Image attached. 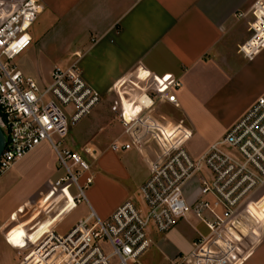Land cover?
<instances>
[{"label": "crops", "instance_id": "obj_1", "mask_svg": "<svg viewBox=\"0 0 264 264\" xmlns=\"http://www.w3.org/2000/svg\"><path fill=\"white\" fill-rule=\"evenodd\" d=\"M256 1L41 0L43 11L30 32L32 46L15 63L25 76L46 84L55 67L77 62L85 82L100 94L89 121L69 139V148L76 151L95 150L104 171L97 173L88 200L100 218H110L128 201L135 203L151 175L149 163L158 152L154 142L140 150H111L115 142L130 143L122 136V122L144 113L139 98L153 99L149 116L170 131L164 130L170 142L185 128L192 134L185 147L194 158L264 98V49L252 61L238 53L249 39L251 21L249 15H238L247 14ZM12 2L0 23L21 3ZM175 82L182 83L176 92L179 108L159 100ZM177 125L182 127L170 130ZM61 176L56 154L43 143L0 178V264H16L18 251H30L50 231L69 233L89 215L86 203L74 206L73 186H55ZM252 205L259 224L250 234L241 228L246 238L228 264H264V186ZM73 216L70 226L59 231ZM157 234L163 236L155 240ZM201 234L208 231L196 219L166 233L149 230L160 251L159 264L188 255ZM18 245L25 247L18 250ZM152 250L140 264H150Z\"/></svg>", "mask_w": 264, "mask_h": 264}, {"label": "built area", "instance_id": "obj_2", "mask_svg": "<svg viewBox=\"0 0 264 264\" xmlns=\"http://www.w3.org/2000/svg\"><path fill=\"white\" fill-rule=\"evenodd\" d=\"M12 3L0 0V15ZM42 11L41 0H23L0 23V128L7 140L0 157V178L47 143L63 173L55 186H73L74 206L86 203L90 213L69 233L50 231L30 251H18V264H140L152 245L150 227L166 233L191 219L198 220L208 234H201L192 252L170 264H228L246 238L241 228L259 224L252 215V198L264 186V98L199 158L185 147L192 134L185 128L170 142L164 130L170 131L149 116L153 99L139 98L144 113L122 122V136L129 137L130 143L115 142L111 150H140L154 142L158 152L149 163L151 175L140 188V204L128 201L102 219L86 194L94 183L89 159H95L96 151H76L65 144L71 126L100 105V94L85 82L77 62L55 67L46 84L25 76L15 63L32 46L30 32ZM247 15L251 17L249 39L238 53L252 61L264 49V0H257L238 17ZM181 87V82H175L159 100L179 108L176 92Z\"/></svg>", "mask_w": 264, "mask_h": 264}, {"label": "rangeland", "instance_id": "obj_3", "mask_svg": "<svg viewBox=\"0 0 264 264\" xmlns=\"http://www.w3.org/2000/svg\"><path fill=\"white\" fill-rule=\"evenodd\" d=\"M22 0H20V2H21ZM243 58V57H242ZM246 61H248V60H246ZM89 119H90V116H88V117H86V118H84V119H82L79 123H77L76 125H74V126H71V128H70V132H69V135H68V137H67V139H66V141H65V144H66V146L67 147H70L69 146V144H70V137H74L75 135H76V130L80 127V126H84L88 121H89ZM176 127V126H175ZM174 126H172L171 128H170V130L171 129H174L175 128ZM176 139H178V138H176ZM82 140L81 139H79V142H81ZM80 145V144H79ZM78 151H80V150H78ZM89 159V158H88ZM89 163H90V165H91V174L94 176V183H93V185L91 186V187H89L87 190H86V194H87V198H88V200L90 201V198H89V190L95 185V183H96V177H97V173H99L100 175L101 174H103L104 173V171H103V169L101 168V166H100V164H99V162L97 161V159H89ZM60 173L63 175V173L60 171ZM135 203L136 204H139L140 203V198H137V200L135 201ZM75 216H76V214H75ZM75 216H73L72 218H70V219H68L67 221H65L61 226H60V228H59V231H62V230H65V229H67L69 226H70V223L72 222V220L74 219V217ZM194 224V223H193ZM202 229V228H201ZM163 235H155L154 237H155V240H159L161 237H162ZM153 237V238H154ZM161 241V240H160ZM18 250H21V249H23L25 246H23V245H18V246H15ZM151 249H153L152 250V252L150 253L149 252V254H150V256H149V263L150 264H159L160 263V261H161V255H160V251L156 248V246L154 247V244H152L151 245V247H150V249L148 250V251H150ZM147 251V252H148ZM19 260H20V258L19 257H16V259L14 260L15 261V263L17 264L18 262H19Z\"/></svg>", "mask_w": 264, "mask_h": 264}, {"label": "water", "instance_id": "obj_4", "mask_svg": "<svg viewBox=\"0 0 264 264\" xmlns=\"http://www.w3.org/2000/svg\"><path fill=\"white\" fill-rule=\"evenodd\" d=\"M6 144H7L6 136L0 128V157L6 147Z\"/></svg>", "mask_w": 264, "mask_h": 264}, {"label": "bare ground", "instance_id": "obj_5", "mask_svg": "<svg viewBox=\"0 0 264 264\" xmlns=\"http://www.w3.org/2000/svg\"><path fill=\"white\" fill-rule=\"evenodd\" d=\"M255 218V217H254ZM255 220H257L256 218H255ZM258 221V220H257ZM252 228L250 227V229H248V233L250 232V230H251ZM250 234V233H249ZM245 236V235H244ZM246 237V236H245Z\"/></svg>", "mask_w": 264, "mask_h": 264}]
</instances>
